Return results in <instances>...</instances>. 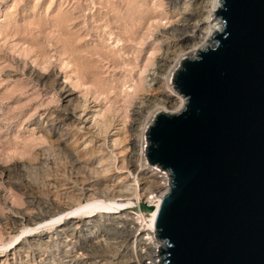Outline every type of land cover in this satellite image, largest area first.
Here are the masks:
<instances>
[{
    "label": "rangeland",
    "instance_id": "rangeland-1",
    "mask_svg": "<svg viewBox=\"0 0 264 264\" xmlns=\"http://www.w3.org/2000/svg\"><path fill=\"white\" fill-rule=\"evenodd\" d=\"M205 5L0 0V264H133L125 214L22 232L93 196L131 200L134 213L157 195L146 192L157 176L141 171L143 126L170 94L174 54L206 33ZM93 115L107 131L90 127Z\"/></svg>",
    "mask_w": 264,
    "mask_h": 264
},
{
    "label": "water",
    "instance_id": "water-1",
    "mask_svg": "<svg viewBox=\"0 0 264 264\" xmlns=\"http://www.w3.org/2000/svg\"><path fill=\"white\" fill-rule=\"evenodd\" d=\"M221 4L217 41L174 76L185 108L146 133L148 162L170 172L159 264H264V0Z\"/></svg>",
    "mask_w": 264,
    "mask_h": 264
},
{
    "label": "bare ground",
    "instance_id": "bare-ground-1",
    "mask_svg": "<svg viewBox=\"0 0 264 264\" xmlns=\"http://www.w3.org/2000/svg\"><path fill=\"white\" fill-rule=\"evenodd\" d=\"M200 3H198V4H200ZM202 3L206 4L205 8L208 10V12L205 11L206 13H208V15L205 19L206 23L208 24L207 29H206V33L203 35L202 39L199 42H196L193 46H191L190 48H187L186 51H183L179 54H174L173 62L175 65L168 72V76L166 78V85L169 89L170 94L161 100L160 99L156 100L155 104L152 102L155 105L156 109L154 110V112L151 116V119L147 123H145L143 126L144 140L145 141H144V144L142 145V148H141L140 161L142 160L144 166L141 169V171H142L143 175H145V176L150 175V174L157 176L156 181H154L155 180L154 179L153 181L148 182V184L150 186L146 191V192H150V193H151V191L157 192V195L152 196L146 203H141L139 201V203L141 204L140 209H138L134 213H130V212L126 211V209L132 207L131 200L129 202H121L119 200H116L115 198H113L111 200H109V199H96L93 196V198L92 199L89 198V200L87 202H78L75 206L70 207L67 210H63L59 216H57L53 219H50L48 221L38 222L37 224L34 225V227L24 229L22 232V237H25V238L33 237L35 234H37L43 230L51 229L52 227H55V226H61L62 224H64L68 220H78V219L91 220L93 218L101 217L102 215L110 216V215H118V214L124 215L125 214L126 217L121 218V221L127 225V231H125V237H126L125 241H127L128 239L130 241H132L130 243V245L127 246V248H128V252L130 253V257L133 260V264H159L160 263V258L162 256L161 252H162V248L165 246V241L162 238L156 237L157 232L153 229V226H154V221H155V217H156L160 202H161L163 196L170 190V187H171L170 172L168 170H164L163 168H160L159 165H157V164L152 165L148 162L147 154H146L148 141L145 138V135H146L149 127L154 123V120H155L157 113L165 112V113H170V114H177L185 108L187 98L181 92H179L178 90L175 89L174 86H176V85L173 83L174 76L177 73V71L181 68L182 63L184 62L185 59L196 58L199 55L200 50L202 51V50L208 48V46H212L214 44V39H216V37H215L216 34H218L219 32H222V30L224 28V22H223L222 17L220 15L216 16V11L219 10V8L222 5L221 0H202ZM195 7L198 9L197 5H195ZM192 16H193V14H192ZM148 19H146V20H148ZM196 19L197 18H195V20ZM147 22H149V21H147ZM138 23H140V22H138ZM140 26H142V25H140ZM144 28H145V26H144ZM134 36H136L135 33H134ZM128 38L129 37H127V39ZM127 39H126V41H129ZM138 39H140V38H138ZM132 42H134V41H132ZM187 50H189V51H187ZM169 52H171V51H169ZM170 58H172V57L170 56ZM167 62H168L167 57L165 59H163L161 62H159V63H161L160 64L161 66L159 65L160 66L159 72H160V70L165 71V69L167 67V65H166ZM64 90H66V89H64ZM87 122L90 125V127H92V128H97L98 126H102V127L104 126V127H106L105 128L106 131H107V128H109L108 126L111 124V123L109 124L110 121L109 122L105 121V122L101 123L95 117V115L87 118ZM118 140L119 139H115L112 141H114V144H115L118 142ZM107 171H109L108 168L105 170V172H107ZM131 187L132 186H130L126 190H123L124 187H123V189H121V191L118 190V192L120 193V195H118V196H121V195L127 196V195L134 194L135 189L134 188L132 189ZM106 191H107V189H106ZM103 192H105V190H103ZM98 198H99V196H98ZM151 206H153V209L150 210L149 207H151ZM145 212H148V214H149L148 219L145 218V216H146ZM138 222H142L141 227L140 228L138 227L136 230H134V227L138 225L137 224ZM131 226H134V227H131ZM13 243L14 242L8 244V247L10 246L12 249ZM4 248H7V246H4ZM14 248H16V247H14ZM148 260L150 262H148Z\"/></svg>",
    "mask_w": 264,
    "mask_h": 264
}]
</instances>
